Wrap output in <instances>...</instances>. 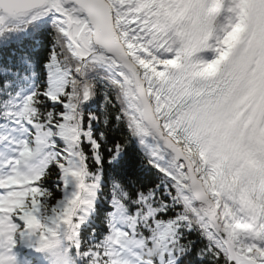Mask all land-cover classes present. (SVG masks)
<instances>
[{"label": "snow or ice", "instance_id": "1", "mask_svg": "<svg viewBox=\"0 0 264 264\" xmlns=\"http://www.w3.org/2000/svg\"><path fill=\"white\" fill-rule=\"evenodd\" d=\"M54 260L264 264V0H0V264Z\"/></svg>", "mask_w": 264, "mask_h": 264}, {"label": "clouds", "instance_id": "2", "mask_svg": "<svg viewBox=\"0 0 264 264\" xmlns=\"http://www.w3.org/2000/svg\"><path fill=\"white\" fill-rule=\"evenodd\" d=\"M46 251L52 253L53 256L55 257L56 253L59 251L58 240L55 238L51 239L49 244H48ZM53 264H56L55 260H54Z\"/></svg>", "mask_w": 264, "mask_h": 264}, {"label": "trees", "instance_id": "3", "mask_svg": "<svg viewBox=\"0 0 264 264\" xmlns=\"http://www.w3.org/2000/svg\"><path fill=\"white\" fill-rule=\"evenodd\" d=\"M103 79H105V82L107 81V75H106V74L104 75ZM101 87H102V86H101ZM102 99H103L102 96H98V97H97V105L99 104V102H100Z\"/></svg>", "mask_w": 264, "mask_h": 264}]
</instances>
